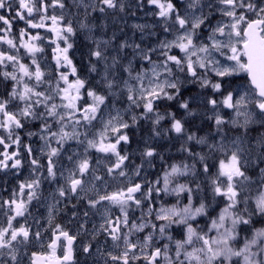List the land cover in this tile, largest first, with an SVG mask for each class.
I'll return each mask as SVG.
<instances>
[{
    "label": "snow or ice",
    "instance_id": "snow-or-ice-1",
    "mask_svg": "<svg viewBox=\"0 0 264 264\" xmlns=\"http://www.w3.org/2000/svg\"><path fill=\"white\" fill-rule=\"evenodd\" d=\"M0 173V264H264V0H0Z\"/></svg>",
    "mask_w": 264,
    "mask_h": 264
},
{
    "label": "rangeland",
    "instance_id": "rangeland-1",
    "mask_svg": "<svg viewBox=\"0 0 264 264\" xmlns=\"http://www.w3.org/2000/svg\"><path fill=\"white\" fill-rule=\"evenodd\" d=\"M72 0H67V3L71 4ZM50 13L59 14L61 11L60 9H49ZM67 14V13H66ZM96 15H100L97 13ZM112 20H116L118 22V18H110ZM143 19H145L142 15L136 19V18H127L128 25L130 26L132 23H138L142 22ZM150 19V17H149ZM106 21L101 19L100 23H105ZM111 26V24H110ZM123 26V25H120ZM126 30H130L126 29ZM78 43L82 39L81 37H78ZM79 58V57H77ZM174 151V150H173ZM88 156L92 162V164L96 163V157L102 156L101 153H97L94 150H90L88 153ZM65 164H67V161H65ZM3 173H0V176H3ZM21 177L26 178L27 177V171H24L21 173ZM20 178L9 176L7 179V182L0 180V184L4 185V188L7 190L0 189V197L3 199H9L10 193L13 189H15L17 183L19 182ZM63 181L61 180V184ZM57 185L53 182L52 184H49L48 182H44L42 186V192L43 195L41 196L40 200L34 199L32 201V204L29 205V212L31 215H26L25 217H17L16 220L12 221L13 227L17 226L18 224H22L25 227L31 228L33 231L36 230V228L39 226L40 231L42 232L41 240L40 241H31L28 245V247L25 249V251L28 253L27 256H24L23 259L25 260L26 264L30 262V257L32 253L37 254H47L50 249L47 248V244L50 242V233L52 232V228L48 226L49 223V205L52 203L51 196L49 195L50 192L54 191L55 187ZM117 187L116 184H112L109 188V191L115 190ZM83 203V202H81ZM59 207V206H58ZM79 207V205H78ZM69 208H71V205H69ZM6 209H0V228L6 227L8 222V216L4 214ZM114 214H118L116 209H113ZM70 211L68 209H65L64 211L59 212L58 214L53 212L52 214V224L56 225H62L65 227L70 234H73L77 230V223L76 221L70 220ZM99 217H90V226L91 223H98ZM76 220H80V217L77 216ZM103 237H100L102 239ZM90 240V237H86L83 233H81L79 236H77L76 242L74 246L80 245L81 241H84V243H88ZM95 243V241H93ZM60 251H57V255H60ZM81 260L84 259V257H80Z\"/></svg>",
    "mask_w": 264,
    "mask_h": 264
},
{
    "label": "water",
    "instance_id": "water-1",
    "mask_svg": "<svg viewBox=\"0 0 264 264\" xmlns=\"http://www.w3.org/2000/svg\"><path fill=\"white\" fill-rule=\"evenodd\" d=\"M37 254V253H36ZM37 256H42V254H37ZM42 264H43V262H42Z\"/></svg>",
    "mask_w": 264,
    "mask_h": 264
},
{
    "label": "trees",
    "instance_id": "trees-1",
    "mask_svg": "<svg viewBox=\"0 0 264 264\" xmlns=\"http://www.w3.org/2000/svg\"><path fill=\"white\" fill-rule=\"evenodd\" d=\"M21 26H23L22 23H21Z\"/></svg>",
    "mask_w": 264,
    "mask_h": 264
}]
</instances>
